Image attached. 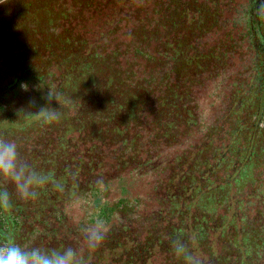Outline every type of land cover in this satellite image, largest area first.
I'll use <instances>...</instances> for the list:
<instances>
[{
    "label": "flooded vegetation",
    "instance_id": "af4514ba",
    "mask_svg": "<svg viewBox=\"0 0 264 264\" xmlns=\"http://www.w3.org/2000/svg\"><path fill=\"white\" fill-rule=\"evenodd\" d=\"M258 2L0 0V137L26 147L34 165L37 157L40 164L50 160L55 148L65 157L67 141L85 149L81 141L93 131L146 138L161 128L169 144L163 128H174L172 147L160 151L173 171L156 243L163 234V245L179 242L200 264H227L236 246L233 259L256 264L244 256L245 243L264 235V19L254 11ZM50 89L68 103L48 105ZM47 106L57 108L58 119L37 114ZM234 172L245 185L231 187L226 201L223 189ZM3 186L16 197L13 185ZM196 188H217L215 198L223 200L200 237L203 215L191 198ZM1 214L0 238L9 219ZM164 219L173 225L169 236ZM170 249L169 264H186ZM154 258L166 264L161 254Z\"/></svg>",
    "mask_w": 264,
    "mask_h": 264
},
{
    "label": "trees",
    "instance_id": "16d2710c",
    "mask_svg": "<svg viewBox=\"0 0 264 264\" xmlns=\"http://www.w3.org/2000/svg\"><path fill=\"white\" fill-rule=\"evenodd\" d=\"M172 129L163 128L169 144L160 134L161 128L153 129L150 132L154 134L155 131L153 137L146 138L140 132L125 135L118 129L114 132L107 130L103 135L98 133V136L97 131H93L86 141H81L85 146L83 150L78 142L76 145L67 141L65 157L59 148H55L50 160L43 164L37 157L33 168L38 174L46 175L48 183L38 189L33 200L23 201L12 196L13 206L6 212L9 219L4 223L2 233L24 247L39 246L46 250L79 247L85 264H155L152 261L159 254L169 264L170 258L166 255L172 251L173 243H167L166 247L161 240L163 234L159 235L158 243L156 237L161 231L160 207L168 204L166 197L170 193L171 179L167 174L173 171L168 164V156L160 151L162 145L168 149L172 147ZM68 134L74 132L69 131ZM20 151L28 160L27 148L20 147ZM201 156L199 154L198 157ZM233 168V163H228L227 170ZM176 175L179 173L175 172ZM231 179L232 182L223 189L226 201L231 187L241 190L245 185V179L237 177L236 172ZM101 180L102 183H98ZM177 181L181 185L180 188L177 186L180 192L184 187L183 177ZM0 187H6L11 193L7 186L0 184ZM219 191L217 188L204 193L201 188L194 190L192 203L198 205L203 215L202 223L197 227L198 237L202 236L204 224L223 201L215 198ZM97 218L107 222L109 232L100 247L89 250L81 230ZM169 227L173 228L171 220L164 219L163 233L166 236H169ZM244 239L247 240L246 237ZM253 239L257 242L254 245L245 243L249 250L246 256L241 255L254 259L256 264H264V235L260 232ZM232 248L235 250H228L230 258L227 264H250L243 257L233 259V254L240 252V247ZM185 256L180 255L181 263L186 262Z\"/></svg>",
    "mask_w": 264,
    "mask_h": 264
},
{
    "label": "clouds",
    "instance_id": "9594fccd",
    "mask_svg": "<svg viewBox=\"0 0 264 264\" xmlns=\"http://www.w3.org/2000/svg\"><path fill=\"white\" fill-rule=\"evenodd\" d=\"M254 11L258 17L264 19V0H259ZM21 87L27 90V85L22 84ZM45 99L48 105L53 101L60 106L68 103L51 89ZM56 109L51 106L42 107L37 114L45 121H54L59 118ZM47 183L48 177L35 171L31 162L21 154L20 146L15 139L0 137V184L13 185L14 194L20 200L30 201L37 197L38 189ZM98 183H102V180ZM12 206V193L6 187H0V211L9 212ZM81 231L86 247L95 250L105 241L109 225L105 220L97 218L94 223L85 225ZM173 247L177 256L186 251L179 242H174ZM82 254L79 247L46 250L39 246L24 247L7 234L0 238V264H85ZM185 261L186 264H200V261L191 255H186Z\"/></svg>",
    "mask_w": 264,
    "mask_h": 264
}]
</instances>
